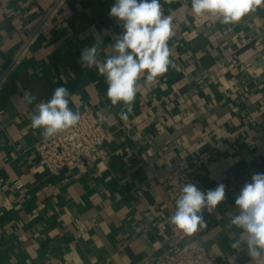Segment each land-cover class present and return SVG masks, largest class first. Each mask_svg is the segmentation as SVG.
Wrapping results in <instances>:
<instances>
[{
    "label": "crops",
    "instance_id": "obj_1",
    "mask_svg": "<svg viewBox=\"0 0 264 264\" xmlns=\"http://www.w3.org/2000/svg\"><path fill=\"white\" fill-rule=\"evenodd\" d=\"M114 3L0 0V264H172L175 243L194 237L220 264H264L245 244L232 248L243 233L228 227L240 190L264 173V4L225 25L191 14V0H160L173 16L172 63L151 86L141 77L123 120L99 68L80 62L97 43L101 63L115 54ZM61 86L74 112L95 109L110 139L103 159L49 174L31 117ZM180 170L201 191L226 186L191 237L170 223Z\"/></svg>",
    "mask_w": 264,
    "mask_h": 264
},
{
    "label": "clouds",
    "instance_id": "obj_2",
    "mask_svg": "<svg viewBox=\"0 0 264 264\" xmlns=\"http://www.w3.org/2000/svg\"><path fill=\"white\" fill-rule=\"evenodd\" d=\"M261 4L264 0H191V14L211 16L229 25L241 22ZM109 16L123 28L112 44L115 54L101 63L97 59L100 49L97 43L82 50L80 62L99 68L108 85V99L113 106L123 104L120 117L127 120L133 111L141 77L151 86L172 63L168 42L174 35L173 16L163 14L160 0H115ZM69 95L67 88L57 87L49 101L38 104V111L31 117V127L42 129L45 139L80 121V113L69 108ZM24 98L27 103L35 99L29 92H25ZM225 190L223 183L206 192L191 182L183 185L170 217L171 225L189 237L202 231L207 227L204 213L216 214L218 205L226 199ZM235 205L236 212L228 227L235 226L243 234L231 246L235 249L243 243L251 259H259L264 256V173L252 175L251 182H246L236 197Z\"/></svg>",
    "mask_w": 264,
    "mask_h": 264
},
{
    "label": "built area",
    "instance_id": "obj_3",
    "mask_svg": "<svg viewBox=\"0 0 264 264\" xmlns=\"http://www.w3.org/2000/svg\"><path fill=\"white\" fill-rule=\"evenodd\" d=\"M79 113L81 119L76 126L51 138H43L36 144L39 163L49 174H58L65 167L95 162L104 157L103 146L110 139L109 133L92 106L83 105ZM15 156V152L12 153V157ZM171 175H182L184 184H200L183 170L174 171ZM14 185L17 189L23 186L20 180H16ZM167 259L172 264H220L211 257L198 237L176 242Z\"/></svg>",
    "mask_w": 264,
    "mask_h": 264
}]
</instances>
